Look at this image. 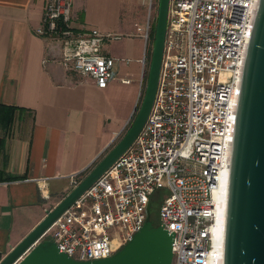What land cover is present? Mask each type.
<instances>
[{
  "label": "built area",
  "instance_id": "built-area-1",
  "mask_svg": "<svg viewBox=\"0 0 264 264\" xmlns=\"http://www.w3.org/2000/svg\"><path fill=\"white\" fill-rule=\"evenodd\" d=\"M260 0H170L158 89L133 144L47 229L77 260L106 258L142 228L149 203L174 234L172 264H221L226 196L245 57ZM74 0H48L36 33L62 43V61L105 88L122 33L73 24ZM148 43L149 27L145 34ZM145 49L142 62L145 64ZM81 178L73 177V188Z\"/></svg>",
  "mask_w": 264,
  "mask_h": 264
},
{
  "label": "crops",
  "instance_id": "crops-1",
  "mask_svg": "<svg viewBox=\"0 0 264 264\" xmlns=\"http://www.w3.org/2000/svg\"><path fill=\"white\" fill-rule=\"evenodd\" d=\"M47 1L0 0V104L17 108L13 133L0 129V261L122 138L148 79L142 24L127 13L135 0H74L75 27L123 34L104 51L130 59L116 63L130 81L105 88L64 65L59 39L36 33Z\"/></svg>",
  "mask_w": 264,
  "mask_h": 264
},
{
  "label": "water",
  "instance_id": "water-1",
  "mask_svg": "<svg viewBox=\"0 0 264 264\" xmlns=\"http://www.w3.org/2000/svg\"><path fill=\"white\" fill-rule=\"evenodd\" d=\"M170 0H159L154 44L141 105L122 138L0 264H172L174 234L148 206L142 228L113 255L77 260L42 238L47 229L133 144L151 112L165 49ZM221 264H264V0L259 1L238 97L224 211Z\"/></svg>",
  "mask_w": 264,
  "mask_h": 264
},
{
  "label": "rangeland",
  "instance_id": "rangeland-1",
  "mask_svg": "<svg viewBox=\"0 0 264 264\" xmlns=\"http://www.w3.org/2000/svg\"><path fill=\"white\" fill-rule=\"evenodd\" d=\"M135 1L136 2L134 3V6L131 9V11L130 12L128 11L127 13H129L131 15L132 20H135L136 22L141 21L142 35L147 32L148 27H149V38H148V43L146 45V49H147V57H148V61H149V66H150L152 49H153V44H154V37H155V32H153V29H154V25L156 26V22H157L159 0H135ZM126 16H127V14H126ZM149 66H148V69H149ZM145 89H146V86H145ZM143 97H144V94L142 96V99H143ZM141 102H142V100H141ZM140 105H141V103H140ZM11 125H10V127H11ZM15 125H12L13 127H11V128L8 127L9 129L7 128L5 130L6 134H8V133L12 134ZM15 128H16V126H15ZM0 134L3 135V132H0ZM83 178L84 177H82V179ZM159 206H160V201L156 196L155 200L153 201L152 207H151V214H152V217L157 221L159 219Z\"/></svg>",
  "mask_w": 264,
  "mask_h": 264
},
{
  "label": "trees",
  "instance_id": "trees-1",
  "mask_svg": "<svg viewBox=\"0 0 264 264\" xmlns=\"http://www.w3.org/2000/svg\"><path fill=\"white\" fill-rule=\"evenodd\" d=\"M155 27L154 25L153 32H155ZM16 110L17 108L12 105L0 104V128L6 129L9 127L14 119ZM155 222L158 224L157 220H155Z\"/></svg>",
  "mask_w": 264,
  "mask_h": 264
},
{
  "label": "bare ground",
  "instance_id": "bare-ground-1",
  "mask_svg": "<svg viewBox=\"0 0 264 264\" xmlns=\"http://www.w3.org/2000/svg\"><path fill=\"white\" fill-rule=\"evenodd\" d=\"M221 182H222L221 187H219L216 190V193L218 194V196L223 197V196H226V193H227V179L223 178Z\"/></svg>",
  "mask_w": 264,
  "mask_h": 264
}]
</instances>
